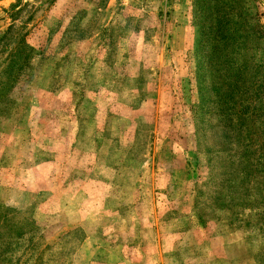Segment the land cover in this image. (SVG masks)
<instances>
[{"label": "rangeland", "instance_id": "374dc122", "mask_svg": "<svg viewBox=\"0 0 264 264\" xmlns=\"http://www.w3.org/2000/svg\"><path fill=\"white\" fill-rule=\"evenodd\" d=\"M263 86L264 0H0V264H264Z\"/></svg>", "mask_w": 264, "mask_h": 264}, {"label": "trees", "instance_id": "16d2710c", "mask_svg": "<svg viewBox=\"0 0 264 264\" xmlns=\"http://www.w3.org/2000/svg\"><path fill=\"white\" fill-rule=\"evenodd\" d=\"M210 17L212 20L213 19L212 16H210ZM217 21L221 22L224 20H220V19L218 20L217 19ZM212 29H213L212 27L207 26V30L203 31L205 38H210L211 36H212V38H213V36H220L221 38L224 37L223 29L226 31L225 26L215 28L214 30H212ZM226 33H227V31H226ZM228 37H229V35H228ZM263 92H264V86H263ZM201 104H202V102H201ZM201 104H199L200 107L198 106L199 109L198 108L195 109V113L201 110ZM238 113L240 114L239 111H238ZM253 115H256L260 119L258 126L251 124V123H248V124H244L243 126L241 125L240 127H238V131L241 130L240 133H242V131H243L246 134L245 139L247 140L246 143H242V144H244L242 146V148H243L242 152H243V155L250 158L251 160L252 159L253 160L254 159H257V160L260 159V163H256V166L254 168H259V169L264 170V95L260 96V99L257 102V106L254 108V110H251V112L248 114L247 117H245L246 115L243 114V118L244 119H246V118L250 119ZM238 139H240V138H238ZM242 139L244 140V138H242Z\"/></svg>", "mask_w": 264, "mask_h": 264}]
</instances>
